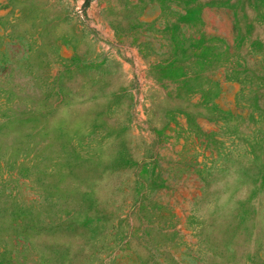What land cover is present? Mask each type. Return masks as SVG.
I'll use <instances>...</instances> for the list:
<instances>
[{"label": "rangeland", "instance_id": "1", "mask_svg": "<svg viewBox=\"0 0 264 264\" xmlns=\"http://www.w3.org/2000/svg\"><path fill=\"white\" fill-rule=\"evenodd\" d=\"M0 264H264V0H0Z\"/></svg>", "mask_w": 264, "mask_h": 264}]
</instances>
